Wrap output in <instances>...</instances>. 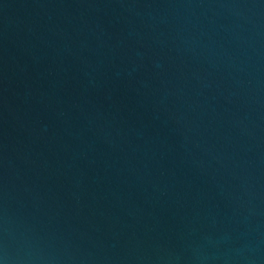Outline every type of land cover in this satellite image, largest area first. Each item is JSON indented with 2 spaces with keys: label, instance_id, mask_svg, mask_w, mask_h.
<instances>
[{
  "label": "water",
  "instance_id": "water-1",
  "mask_svg": "<svg viewBox=\"0 0 264 264\" xmlns=\"http://www.w3.org/2000/svg\"><path fill=\"white\" fill-rule=\"evenodd\" d=\"M0 264H264V0H0Z\"/></svg>",
  "mask_w": 264,
  "mask_h": 264
}]
</instances>
